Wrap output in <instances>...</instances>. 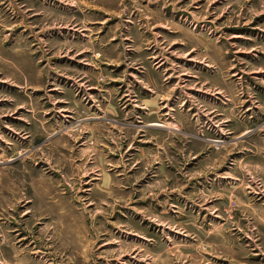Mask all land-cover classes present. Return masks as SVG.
<instances>
[{
	"label": "rangeland",
	"instance_id": "rangeland-1",
	"mask_svg": "<svg viewBox=\"0 0 264 264\" xmlns=\"http://www.w3.org/2000/svg\"><path fill=\"white\" fill-rule=\"evenodd\" d=\"M192 1L166 2L164 19L184 29L179 38L152 35L157 0H0V264H28L25 255L30 264H264V199L247 190L264 196L256 164L264 162V49L253 42H264V32L232 38L239 17L254 25L264 1L214 10L219 0L208 27L175 12L194 10ZM151 56L179 59L191 84L228 93V107L204 109L217 111L210 120L203 109L177 119L150 114L144 75L158 74L145 65ZM94 168L118 183L129 176L133 210L123 208L130 191L86 188ZM188 179L222 189L194 194L198 205H214L220 194L228 201L213 223L188 202L181 215L158 206L165 189L190 194ZM162 218L180 220L182 232H162Z\"/></svg>",
	"mask_w": 264,
	"mask_h": 264
},
{
	"label": "crops",
	"instance_id": "crops-1",
	"mask_svg": "<svg viewBox=\"0 0 264 264\" xmlns=\"http://www.w3.org/2000/svg\"><path fill=\"white\" fill-rule=\"evenodd\" d=\"M158 3H159V8H161V12L162 13H157L158 16H157V20L156 22H153V26H152V35H177L179 38H180V34L182 33V26L180 25V21H174L170 18V20H165V16H169V9H167V7H170V6H166V2H168L169 0H157ZM219 0H207L204 4H199V2H201L200 0H193L191 3H196L194 6V10L191 9V8H188V7H184L186 8V10H184V8L180 5L178 8H176V11L175 12H179L178 10H180L181 14L183 15V12H185L186 14L184 15V17H187V19H189V23L193 24L194 25V22L196 23H206V27H208V23L209 24H213L214 22V19H210V15H213V11L211 10L210 11V7L211 5H217L216 3L218 2ZM222 2H220L218 4V6L216 7V9L214 10H222L225 6H231L232 3H234L233 1H236L238 3H243V2H252L254 5H259V4H262V2L264 0H220ZM180 2V1H179ZM174 5L176 6L177 3L173 2ZM173 3H171V5H173ZM264 3V2H263ZM254 6H252L253 8ZM229 8V7H228ZM159 10V9H158ZM168 11V12H167ZM226 12V10H224ZM223 11V13H224ZM172 12H174L172 10ZM163 13H165V15H163ZM222 13V14H223ZM205 15V16H204ZM201 16H204L205 18H202ZM258 20L255 22L254 25L250 24L249 26V23L246 18V13L245 15L243 16V19L239 17L238 19V26H239V33L238 34H233L232 35V38L235 39V42H243V40H249V41H252L251 39L249 38H246L245 36L246 35H250L248 33V31H262L264 32V30H262V27L264 28V13H262L259 18H257ZM188 21V20H186ZM179 23V24H178ZM242 23V24H241ZM204 28V26H201ZM211 27V26H210ZM213 27V26H212ZM211 27V28H212ZM248 27V28H247ZM247 30V31H246ZM254 42V47L256 48H260L261 47L264 49V42H261V41H257V38L253 41ZM156 44V43H154ZM256 48H254L256 50ZM254 49H251L252 51L256 52ZM251 52V51H250ZM176 61H179L178 60H171V59H167V58H162V57H149L146 59V63L145 65H151L153 68H154V72L157 71V75L156 76H153L149 73V71L145 72V75H144V79H146L145 83L146 86L144 87V90L145 91H148L150 93H152V96L149 97V100L147 101V104H146V107H148V112H150V114L152 113H155L156 114H163L164 116L165 115H169L170 118L173 117L174 115V119L179 116V114H184V113H188V112H191L193 111V113L195 112L196 114L194 115H198L200 113V111L203 109H206L208 107H213L215 108V104L218 105V106H221L222 108L224 106H227L228 107V104H229V99H226L227 97H229L228 93L226 94V96H224V91H219V92H213L211 90V88H207L205 86V84L203 83V81L199 84L198 81L192 82L193 86L194 87H191L189 86L191 84V76H189L190 78V81L189 79H187L188 77L186 76V74L183 73L182 70H179V68H176ZM168 65H171L172 68L170 67H167ZM135 80L136 79V76H133ZM182 78L186 81L182 82ZM157 79V81H156ZM194 79H197V75H194ZM138 83H140V81H138ZM191 84V85H192ZM167 87V88H166ZM164 89L166 91V93L164 95H160L162 93H160V91ZM189 90L191 91L190 94H186L187 98H189V102H190V105H189V109L187 111L183 110V107L185 104V101L184 102H181V95H182V91L183 90ZM193 90H195V93L193 92ZM131 94V92H129ZM124 98V97H123ZM122 98V99H123ZM151 99V100H150ZM214 99L217 100L218 102H214ZM130 102V103H129ZM159 102H165L164 106L162 107H159ZM227 102V103H225ZM133 103V100H132V97L131 99L127 98L125 103H124V106L125 108L128 107L129 104ZM181 103V104H179ZM179 104V105H178ZM194 104V105H192ZM192 106V107H190ZM151 108H153V110H151ZM158 108V110H156ZM194 109V110H193ZM209 112L206 111V119L207 120H210V117L212 114L214 113H217V111H214L213 108H209ZM220 112V111H218ZM223 112V111H221ZM174 113V114H173ZM215 117H218V115H215L213 116V118ZM170 122V121H169ZM169 122H167L168 124H170ZM198 123V121H196ZM196 123V124H197ZM151 126H155V122L154 124H151L150 126L146 125L145 127L143 128H149ZM167 126V125H166ZM166 131L168 132V134H172V130L171 128H169L168 126L166 127ZM145 133V132H143ZM123 153H121L122 155ZM123 155H126L123 154ZM112 158V157H110ZM119 167H117L118 169L119 168H122L124 171H126V167H125V164H124V160H123V157H120L119 159ZM123 160V162H122ZM256 164L259 166L260 170L261 169H264V162L262 161V158L261 160L260 159H257V162ZM95 171L94 172H90L89 174H87V177L90 176V179L86 181L85 183V186H87L86 188H90L89 186L91 185H94V188L95 189H99L101 191H103L104 193H107L106 191L108 190H115L116 191V194L118 195H123V194H126L128 191L129 194L127 195L128 198L126 200V202H123L124 203V207L126 210H133V207L132 204L129 205V202L132 200L131 198V193H132V185L129 184V182H131L128 178L129 176L127 177V175H123L124 178L122 179H119L118 181H121V180H124V183H121V182H117L115 179L116 178H113V175L110 174V170L108 169H96L94 168ZM119 172V171H117ZM122 171H120L121 173ZM208 172L205 173V178L206 177H209V174H207ZM179 176L180 178L182 179L183 177V174H180L179 173ZM180 179V180H181ZM195 181V180H194ZM194 181H191V180H187L186 181V185L185 187H189L191 189V193L190 194H187V193H184V191L181 189V188H173V190H168V189H165L163 191L160 192L161 194V197H164L162 201H157V203L159 204L158 206H163L162 209L163 210H168V211H173V214H179L181 215V207L183 204H192L191 205V210L194 209V208H200V211H205L207 213V218H210V221L211 223H213L214 220L218 219V217H220L219 215L217 216H214V214L217 212V211H220L221 209H223L224 205H228V201L226 202L225 200H223V197L220 195H218V200L216 202V204H212L211 206L209 205L210 203H213L212 201H202V206L201 205H198L197 203H200V201H196L194 199V194H201V195H204V196H207V194H214L215 191H218V192H222V189H219V186H215L214 183H209L207 184V180H205L203 186H201V188H203L201 190V188H198L197 186V182L195 184H192ZM99 182V183H98ZM125 185L129 186V187H125ZM116 186V187H115ZM117 186H122L123 188H117ZM251 187V186H249ZM114 188V189H112ZM181 189V190H180ZM198 189V190H197ZM247 190H250L249 194H259L258 196H260L261 198H259L258 196L256 197V199L254 198V200H256L257 202L258 201H261L264 199V196H262L263 192L257 187H253V189H247ZM258 190V191H256ZM193 191V192H192ZM154 199H157V195L152 198V197H147V203H148V206L149 207H154L152 204V202H154L155 200ZM191 200V201H190ZM252 200V199H251ZM264 201V200H263ZM118 201H113L112 204H116ZM145 202V203H146ZM122 203V204H123ZM256 204V203H255ZM130 206V208L128 207ZM164 213V212H163ZM191 216V219L188 221V222H194L196 217L194 218L193 215H189ZM174 219V218H173ZM154 221V219H153ZM226 221V220H225ZM156 222L158 224H156V226L158 227H162V232H165V229H169L170 232L172 231V233L174 234V236H176L175 234H178L180 232H182V224L181 221L179 220V222L177 223L174 220H167V219H160V220H156ZM184 224H187V223H184ZM172 227V228H171ZM176 231V232H174ZM84 236H81V238H83ZM142 240L144 241L145 239L142 238ZM103 240H101L100 242H102ZM81 242H83V239L81 240ZM105 246V245H104ZM102 247V245H101ZM207 248H210V245L207 246ZM211 250V249H210ZM41 250L37 251L36 253H40ZM36 253H33L34 255ZM42 253V252H41ZM32 254V255H33ZM139 254H137L136 257H138ZM24 262L30 264V256L29 255H25L24 256ZM29 261H28V260ZM22 263V262H21ZM24 264V263H23Z\"/></svg>",
	"mask_w": 264,
	"mask_h": 264
}]
</instances>
